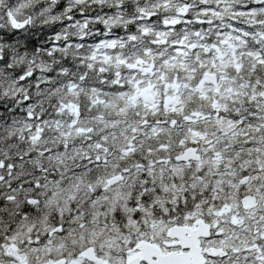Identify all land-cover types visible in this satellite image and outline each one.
<instances>
[{"label": "snow or ice", "instance_id": "6c2138e0", "mask_svg": "<svg viewBox=\"0 0 264 264\" xmlns=\"http://www.w3.org/2000/svg\"><path fill=\"white\" fill-rule=\"evenodd\" d=\"M0 264H264V0H0Z\"/></svg>", "mask_w": 264, "mask_h": 264}]
</instances>
